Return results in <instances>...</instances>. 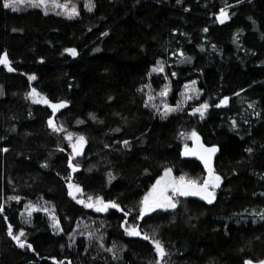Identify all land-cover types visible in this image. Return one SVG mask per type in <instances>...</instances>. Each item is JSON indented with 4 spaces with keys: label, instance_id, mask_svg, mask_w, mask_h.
<instances>
[{
    "label": "trees",
    "instance_id": "obj_1",
    "mask_svg": "<svg viewBox=\"0 0 264 264\" xmlns=\"http://www.w3.org/2000/svg\"><path fill=\"white\" fill-rule=\"evenodd\" d=\"M73 2L80 15L69 20L38 9L13 12L3 9L0 0V52L7 51L17 69L8 73L0 67V136L5 137L0 149H9L0 151V203L3 215L14 229L26 230L35 249L16 247L0 215V264H149L155 259L149 241L123 234L122 213L96 214L68 197L64 177L71 149L63 134H50L46 127L48 107L25 100L31 74L37 76L32 85L50 99L70 101L56 119L87 138L83 155L76 158L81 167L73 173L74 181L87 194L116 200L125 209L138 202L164 167H172L177 176L203 174L198 162L180 155V131L195 128L205 144L219 146L213 164L223 181L213 204L180 199L176 209L137 221L162 240L168 264H243L264 258V220L258 215L264 211V0H226L235 15L224 25L214 22V14L225 0H94L91 13L83 8L84 0ZM71 47L77 49L76 57L64 52ZM177 50L192 57L191 63L176 64L179 56L172 53ZM157 60L165 62V72L149 79L146 73ZM173 71L178 75L172 77ZM191 80L203 89L200 101H189L184 111L166 120L145 108L146 96L137 91L151 83L158 92L168 83V101L175 105ZM223 96L230 98L229 105L209 108L204 120L188 114L190 106ZM159 102L157 97L154 103ZM250 103L255 107L249 108ZM232 118L238 124L235 131ZM124 139L131 142L130 149L122 148ZM248 147L252 153L245 151ZM45 161L49 166L41 167ZM109 172L115 176L110 183ZM17 195L20 203L7 200ZM29 201L49 202L46 206L55 208L65 231L53 234L42 212L25 224L21 212ZM98 228L105 247L126 245L121 260H113L98 240L80 234Z\"/></svg>",
    "mask_w": 264,
    "mask_h": 264
},
{
    "label": "snow or ice",
    "instance_id": "obj_2",
    "mask_svg": "<svg viewBox=\"0 0 264 264\" xmlns=\"http://www.w3.org/2000/svg\"><path fill=\"white\" fill-rule=\"evenodd\" d=\"M176 3L182 4L183 0H176ZM236 3H243V0H236ZM2 7L3 9H10L13 12H20L26 9H38L45 16H47L49 13H54L56 16H63L69 20L80 15V10L73 0H2ZM95 7L96 4L94 3V0H84L83 8L87 12L91 13ZM231 7L232 5L228 4L225 0L224 6L219 8V11L214 14V22L224 25L227 21L231 20L235 15L234 12L229 11ZM184 10L188 11V8H185ZM249 19L252 20L251 17H249ZM252 22L255 24L254 20H252ZM13 31H16V29H13ZM202 31L207 33L209 32V28L204 27ZM242 31V29L237 31V34L233 37V43H236L239 40V33ZM102 35H107V33H102ZM181 35L186 34L181 33ZM198 47L203 50L202 45H198ZM212 47L215 50L216 45H212ZM64 52L70 54L72 57H76L78 55L77 49L74 47L65 48ZM172 54L174 56H179V59L175 61L176 64L191 63L192 57L187 56L184 51L177 50ZM41 62H43L42 57ZM0 67H2V69L6 70L8 73H14L17 71L16 67L13 66V61L10 59V55L7 51L0 52ZM164 72L165 62L157 60L156 63L150 68L149 72L146 73V75L149 77V79H151L152 74H162ZM177 75L178 73L175 71L171 73L172 77ZM164 79L168 80V76L165 75ZM27 80L29 82V90L24 93L25 100H28L35 105H45L51 109V113L48 115L46 120V127L50 130V134L56 135L58 137L63 134V140L67 141V146L71 149L67 155V168L70 171L68 175L64 177L66 181L68 197H70L77 204L82 205L84 208L92 209L96 213H108L113 209L122 213V223L120 227L123 230V234L128 237L142 238L144 241H149L152 244L155 252V259L150 260L149 264H168L164 258L168 256L169 253L166 250L162 240L155 238V232L150 236L147 232L143 231L141 224L137 223V221H143L145 220V217H150L151 214L156 213L157 211L166 212L170 209H176L177 205L181 203L179 199L180 197H198L210 205L213 204V202L217 199V189L221 187L223 181V177L216 170L213 164L214 157L216 156L217 152L220 151L219 146L215 144H205L202 141L201 135L195 128L191 129L190 131H180L178 133V137L185 141L180 155L182 157L197 158L203 165V174L198 177L189 176L187 173H182L177 176L173 174L172 167H164L162 173L156 177L154 183L151 184V186L138 200V202L131 208L125 209V207H123L116 200L105 199L104 196L99 194H87L81 184L74 181L73 173L78 172L81 167V165L76 161V157L83 155L84 147L87 144V138L81 133L68 131L65 125L62 122H58L56 119L57 113L60 112L61 109L66 108L70 101L66 99H58L53 101L43 91L38 90L32 85V82L37 80V76L35 74L28 75ZM195 85V80H191L186 83L184 85L183 92L180 93V99L176 101L175 105L170 104L168 101L169 93L172 91L170 84L168 83H165L158 92L152 88L151 83L144 84L141 88H138L137 91L146 96V99L144 100V107L150 109L153 114L159 116L161 120H166L172 113L184 111L185 105H187L189 101H200L203 89L197 88ZM144 89H149V91L145 93ZM3 94L4 91L2 87H0V95ZM236 95H239V93H236ZM157 97H159L160 100L158 104L154 103ZM109 99H111V97H109ZM229 102L230 98L228 96H223L218 102L203 100L202 102L190 106L188 109V114L192 117L198 116L200 120H204L209 114V108L227 107ZM248 107L254 108L255 105L254 103H250ZM31 114L32 113L29 112L30 116ZM88 115L93 121L98 119L95 113H89ZM255 115L260 117L261 113L255 112ZM244 122L248 123L247 119H245ZM77 123H83V121L77 120ZM230 127L233 131L238 129L237 121L234 118L231 119ZM11 130L15 131V127L13 126ZM113 131L119 132L121 129L116 128ZM4 138L5 137L0 136V139ZM189 140L192 142L191 145L187 143ZM119 143L124 149L131 148V142L127 139H124ZM57 147L59 151H65V148L60 147L59 144ZM105 147H111V145H105ZM0 151L6 153L9 151V149L4 147L0 149ZM245 151L252 153L253 149L248 147L245 149ZM48 166L49 165L47 161L41 165V167ZM89 171H91V169H89ZM147 171L148 169H145V172ZM113 179H115V176L109 172V183ZM7 200L20 203L21 197L18 195L9 196ZM47 203L49 202L46 201L45 204H38L29 201L24 205L21 216L26 215L24 223L31 225L33 214L42 212L47 217L53 234L59 235L65 230L61 226V220L58 218L55 208L47 207ZM5 211L6 209L4 204L0 203V215H3ZM134 213L135 215H133ZM258 215L260 220H264V211H261L258 213ZM129 218L132 219V222L129 221ZM3 219L7 225V236L12 242H14L16 247L35 252L33 244L28 240V233L26 230L23 227L19 228L18 230L14 229V226L11 222H9V217L7 215H3ZM252 222L255 223L256 221L253 220ZM101 227H103V225H101ZM97 232H99V228L95 231H86L81 232L80 234L85 236L87 240H98L99 247L104 251L111 253L113 260H121L122 257L119 255V253L124 251L126 245L118 247L115 243H113L111 247H105L103 243L104 236H97ZM68 235L69 239L73 240L74 243L75 241L71 234ZM69 247H71V244H69ZM53 260L55 261L54 257ZM55 264H64V262L55 261ZM69 264H71V262H69ZM243 264H264V258L257 259L255 261L250 258L245 259Z\"/></svg>",
    "mask_w": 264,
    "mask_h": 264
},
{
    "label": "rangeland",
    "instance_id": "obj_3",
    "mask_svg": "<svg viewBox=\"0 0 264 264\" xmlns=\"http://www.w3.org/2000/svg\"><path fill=\"white\" fill-rule=\"evenodd\" d=\"M197 117H198V116H197ZM198 118H199V117H198ZM190 130H191V129H190ZM190 130H188V131H190ZM179 142H180V144H181V147L183 148V144L185 143V141H184L183 139L179 138ZM187 143H188L189 145H191L192 142L189 140V141H187ZM183 158H189V157H183ZM186 198H195V199H198V200H200V201H202V202L208 204L207 202L201 200V199L198 198V197H186ZM179 199H185V197H180ZM86 209H87V208H86ZM89 210H91L92 212L96 213V212H95L94 210H92V209H89ZM170 210H171V209H170ZM96 214H100V213H96Z\"/></svg>",
    "mask_w": 264,
    "mask_h": 264
},
{
    "label": "water",
    "instance_id": "obj_4",
    "mask_svg": "<svg viewBox=\"0 0 264 264\" xmlns=\"http://www.w3.org/2000/svg\"><path fill=\"white\" fill-rule=\"evenodd\" d=\"M49 109V108H48ZM65 108H63V109H61L60 110V112L62 111V110H64ZM49 111L51 112V109H49ZM60 112H58V113H60ZM57 113V114H58ZM217 155V154H216ZM78 157H81V156H78ZM78 157H76V158H78ZM216 157V156H215ZM214 157V158H215ZM190 159H193V160H195L196 162H198L202 167H203V165H202V163L197 159V158H195V157H189ZM8 237V236H7ZM9 238V237H8Z\"/></svg>",
    "mask_w": 264,
    "mask_h": 264
}]
</instances>
